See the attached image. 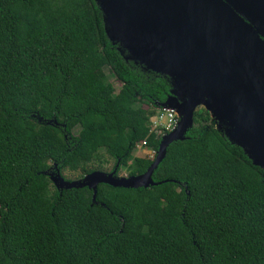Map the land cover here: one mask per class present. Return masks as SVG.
<instances>
[{
  "label": "trees",
  "instance_id": "trees-1",
  "mask_svg": "<svg viewBox=\"0 0 264 264\" xmlns=\"http://www.w3.org/2000/svg\"><path fill=\"white\" fill-rule=\"evenodd\" d=\"M171 89L124 59L95 0H0V264H264V169L203 106L157 184L52 182L109 160L144 173Z\"/></svg>",
  "mask_w": 264,
  "mask_h": 264
},
{
  "label": "water",
  "instance_id": "water-1",
  "mask_svg": "<svg viewBox=\"0 0 264 264\" xmlns=\"http://www.w3.org/2000/svg\"><path fill=\"white\" fill-rule=\"evenodd\" d=\"M110 41L126 61L171 79L162 104L179 116L163 135L154 161L141 174L120 176L95 170L69 180L50 173L58 188L98 184L148 187L168 146L193 127L203 106L216 127L264 169V0H95Z\"/></svg>",
  "mask_w": 264,
  "mask_h": 264
},
{
  "label": "rangeland",
  "instance_id": "rangeland-1",
  "mask_svg": "<svg viewBox=\"0 0 264 264\" xmlns=\"http://www.w3.org/2000/svg\"><path fill=\"white\" fill-rule=\"evenodd\" d=\"M104 73H105V71H104ZM108 77H109V80L111 82H114L115 85L118 88L119 86H118V84H116L115 78H113L110 74H108ZM163 108H162V110H160L162 112V115L165 113V110H163ZM152 119L154 120V117ZM154 123L152 122V125H151L152 127H153ZM163 124H165V120L164 119L163 120H159V126L162 127ZM157 132H159V131L157 130ZM155 154H156L155 151H153L151 149H148L145 146H142L141 148L140 147H137V149L134 152V156L148 157V158H154L155 157ZM113 165H114V161L113 160H109L108 163H106L104 165L105 171L106 172H110L112 170ZM63 175H64V177L66 179H70V180H77V179H81L82 178L79 171L71 172L69 170H65V171H63ZM119 175L120 176H128L127 170L124 169V168H122L119 171Z\"/></svg>",
  "mask_w": 264,
  "mask_h": 264
},
{
  "label": "built area",
  "instance_id": "built-area-1",
  "mask_svg": "<svg viewBox=\"0 0 264 264\" xmlns=\"http://www.w3.org/2000/svg\"><path fill=\"white\" fill-rule=\"evenodd\" d=\"M165 110V113L162 115V112L158 115L154 116V120L152 119V122L154 123L153 129L158 130L160 133H168L172 130H174L179 123V116L175 109L173 108H163ZM165 120V124L162 125V127L159 126V120ZM159 126V127H158ZM166 132V133H165ZM143 143L138 144V147H142Z\"/></svg>",
  "mask_w": 264,
  "mask_h": 264
}]
</instances>
